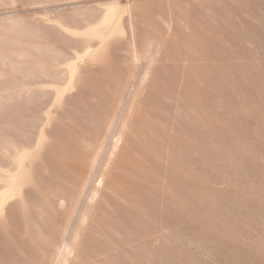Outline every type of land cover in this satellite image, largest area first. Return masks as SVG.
<instances>
[{"label": "rangeland", "instance_id": "374dc122", "mask_svg": "<svg viewBox=\"0 0 264 264\" xmlns=\"http://www.w3.org/2000/svg\"><path fill=\"white\" fill-rule=\"evenodd\" d=\"M0 264H264V0H0Z\"/></svg>", "mask_w": 264, "mask_h": 264}]
</instances>
